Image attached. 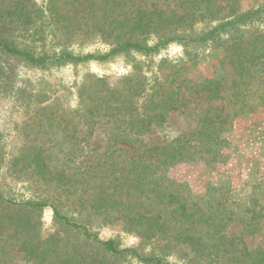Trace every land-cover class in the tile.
Returning <instances> with one entry per match:
<instances>
[{"label":"rangeland","instance_id":"rangeland-1","mask_svg":"<svg viewBox=\"0 0 264 264\" xmlns=\"http://www.w3.org/2000/svg\"><path fill=\"white\" fill-rule=\"evenodd\" d=\"M46 1L33 0L44 9L39 35L1 21L35 55L163 42L63 65L0 53V194L49 203L28 212L0 201V264H144L62 225L53 205L98 238L167 264H264V58L239 68L234 29L190 38L233 14L230 6L240 13L264 0H55L57 23ZM151 10L162 15L131 28ZM249 29L246 36L263 31L264 21ZM37 150L45 179L30 162ZM170 194L178 197L171 204ZM27 238L47 253L28 256L19 248Z\"/></svg>","mask_w":264,"mask_h":264},{"label":"trees","instance_id":"trees-1","mask_svg":"<svg viewBox=\"0 0 264 264\" xmlns=\"http://www.w3.org/2000/svg\"><path fill=\"white\" fill-rule=\"evenodd\" d=\"M10 2H11L10 8H6V9H4L3 7L0 8V26L2 23L1 21H4L6 17H8L9 19L7 22H9V25L17 24L18 26H21L24 32L28 33V36L39 35L41 30L37 25H35V23L37 22V20H40L42 18L44 9L41 8L40 10L36 8L33 0H10ZM44 8L47 12H49L48 17L54 20L55 23H57L58 14L56 13L55 10V0H47L44 3ZM230 8H232L233 14L223 15V17L216 24L210 26L196 37H190V38H192L191 40L204 41L218 37L220 33L223 31H229L231 29H234L235 31L238 32L239 38L234 39L230 46L235 48V53L238 56V64L241 65L239 68L243 70V68H245V66L248 63L254 62L259 58H264V30L259 33L251 32L246 36L247 32L250 31L249 24L252 19L256 18V19H262L264 21V3L257 7L251 8L249 10L240 13H237L233 6H230ZM208 9L209 12H215V13L216 11L219 10V8H216L214 11H212L213 8H208ZM153 14L156 16H161L162 12L159 10L158 11L151 10L148 13L138 16L136 21L133 22L131 28L133 29L134 26H139L145 19H152ZM206 16L208 17L209 13ZM167 19H172V18L168 16ZM202 19L204 18H199V19L196 18L195 20H202ZM113 21L119 22L120 25H122L123 22L129 24L128 18L119 20L116 17H114ZM29 25H34L33 29L30 32H28ZM9 31L10 30L0 29V53H4L8 56H14L16 58L25 61L28 64L39 65V66L63 65L68 63L77 64L79 62L87 61V60L102 61L113 56L114 54L127 52L131 49L149 52L155 50L157 48V45L163 42V41H158L157 43H155V45L149 46V45H144L137 40H129L112 46V48L108 52L102 54H94V53L74 54L69 51L63 50L58 54L43 53L41 55H35L30 49L17 45L14 42V40L7 35V32ZM236 70L237 73H241V70L239 69ZM3 73H5V70L3 65L0 64V80H3L2 78L4 76H1L3 75ZM0 83L4 84L5 81H1ZM88 112L90 114H94V112L92 111V109H90V107L88 108ZM86 118L91 120L89 116H87ZM200 134H203V132L200 131ZM21 151L23 153L22 149ZM40 155L41 152L37 150L34 156L30 159V162L34 163L33 165H35V167L38 169L37 172L42 174V178L45 179L43 175L45 163ZM37 172L36 174H38ZM58 179H61V177L58 176ZM109 196L110 194L106 193L105 196L101 198L104 199ZM168 199H169L168 203L171 204L174 201H176L178 197L174 194H170ZM0 201L8 202L9 204H11V206L15 207V210L17 211H28V212H30V210H36V209L39 210L42 207L47 206L49 204L46 200L16 201V200L5 199L2 194H0ZM176 209L186 214V217L190 215L189 208L188 209L186 208L185 210V207L182 204H177ZM52 210L54 215L53 217L55 220H58L62 225L66 227L81 230L82 234L86 238L91 239V241L95 243V245L101 246L110 255H121L124 252H130L132 255L136 256L144 264H167L155 255L143 256L135 248H129V247L118 248L114 240L98 238L95 234L88 232L87 227L85 225L74 222L71 219H69V217L62 214L55 205L52 206ZM153 217H154L153 215L140 216L139 219L137 220L138 221L137 223H140L142 221L141 218L150 220ZM121 219L130 220V221L133 220L128 214L122 216ZM29 222H30L29 219H27L26 221L24 220V224L22 223L23 227L25 226L24 229L29 228V224H30ZM27 243H28L27 247L20 245L19 248L27 251L28 256H35V254L40 251L42 252L43 255L47 253L46 248L44 247L38 250L40 247H42L40 241L32 240L31 242L30 239L27 238Z\"/></svg>","mask_w":264,"mask_h":264}]
</instances>
